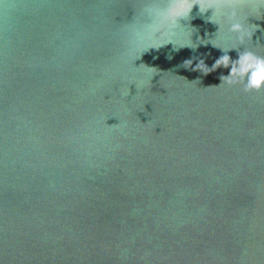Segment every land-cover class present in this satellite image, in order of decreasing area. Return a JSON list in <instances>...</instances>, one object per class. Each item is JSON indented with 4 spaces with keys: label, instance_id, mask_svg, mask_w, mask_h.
Returning <instances> with one entry per match:
<instances>
[{
    "label": "water",
    "instance_id": "1",
    "mask_svg": "<svg viewBox=\"0 0 264 264\" xmlns=\"http://www.w3.org/2000/svg\"><path fill=\"white\" fill-rule=\"evenodd\" d=\"M209 2L0 0V264H264V81L193 70L264 4Z\"/></svg>",
    "mask_w": 264,
    "mask_h": 264
},
{
    "label": "clouds",
    "instance_id": "2",
    "mask_svg": "<svg viewBox=\"0 0 264 264\" xmlns=\"http://www.w3.org/2000/svg\"><path fill=\"white\" fill-rule=\"evenodd\" d=\"M168 2L174 3L175 0H168ZM238 2L239 0H210L207 8L201 9L199 5V10L201 13H203L207 9H212L213 10L212 15L216 12H219L220 15L225 16L229 22L228 31L231 33H235L236 39L242 43L245 38L251 39L253 32H249L246 29L245 25L239 19L238 10L235 7H231V5ZM260 3L264 4V0H260ZM183 4H184V0H179V10H177L176 8H170L168 10L170 22L179 21L180 18L184 17ZM213 5H219L221 7L216 8L213 7ZM192 6L193 4L191 5V7L187 9V14L189 13ZM256 27L258 26L255 25V28ZM197 39H199V37ZM190 40L192 41L191 36H190ZM183 46L192 47L190 44H182L179 47H183ZM214 46L222 49L224 51V54L221 55L218 59H216V61L214 62L211 68L207 67L202 59L198 60L195 66L193 67V70H200L203 73H207L211 70H214L218 66L228 67L230 65L229 73L227 76H225L226 78H228L229 83H232L234 78H239L244 80L245 88H251L258 86L261 83V81H264V56H257L255 53L251 51L243 50L239 53L238 59L231 60L227 54V50L234 48L224 49L217 45ZM184 64H186L188 67L189 65L192 64V59L185 60Z\"/></svg>",
    "mask_w": 264,
    "mask_h": 264
}]
</instances>
